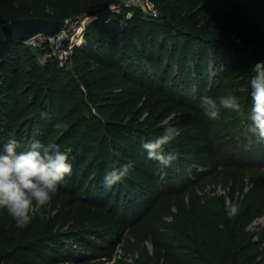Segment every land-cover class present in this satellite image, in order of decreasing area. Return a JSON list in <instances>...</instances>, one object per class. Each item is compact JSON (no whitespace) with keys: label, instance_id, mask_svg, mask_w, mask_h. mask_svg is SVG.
Segmentation results:
<instances>
[{"label":"trees","instance_id":"1","mask_svg":"<svg viewBox=\"0 0 264 264\" xmlns=\"http://www.w3.org/2000/svg\"><path fill=\"white\" fill-rule=\"evenodd\" d=\"M111 1L76 2L75 12L97 17L88 26L93 32H85L71 56L73 63L81 62L95 75L90 80L56 59H49L43 71L33 65L28 68L30 47L24 41L0 37V147L15 139L22 151L39 140L70 150L72 163L71 175L43 210L44 219L38 214L20 229L0 209V264H93L110 256L123 233L135 228L153 236L157 254L170 253L173 242L160 237L154 216L174 204L200 217L209 205L196 196L186 204L189 179L182 174L195 162L201 171L203 165L209 171L220 161L209 120L195 102L202 98L207 79L211 76L219 93L225 88L233 93L240 84L231 82L239 70L244 72V110H250L253 69L264 62V22L251 13L250 0H152L157 18L127 7L111 17ZM45 2L0 0V25L20 17L54 18L46 13ZM66 18V13L60 17ZM235 30L239 41L233 37ZM178 78L192 79L202 89L191 94L190 88L176 87ZM170 116L171 126L182 127L172 143L190 146L193 149L188 152L198 151V156H187L184 148L167 145L165 152L175 153L177 159L164 167L147 157L142 144L161 135L169 126L162 122ZM57 123L63 127L56 128ZM128 162L134 165L130 174L111 189L105 188V173L114 163ZM198 166H194L196 172ZM162 169L167 172L164 177ZM234 180L233 185H243V179ZM236 204L239 210L232 218L222 204L211 212L217 218L206 220L215 236L222 231L214 221L222 222L234 260L239 249L259 247L249 239L246 227L257 213L264 212V184L255 183ZM207 210L205 214L210 213ZM184 225L192 231L191 224ZM256 258L251 252L242 263ZM172 263L192 264V260L175 257Z\"/></svg>","mask_w":264,"mask_h":264},{"label":"rangeland","instance_id":"2","mask_svg":"<svg viewBox=\"0 0 264 264\" xmlns=\"http://www.w3.org/2000/svg\"><path fill=\"white\" fill-rule=\"evenodd\" d=\"M147 1L112 0L108 4L110 16L112 15L111 13L121 12L124 7H127L131 10L139 9L147 16L157 18L159 14L155 16L153 10L147 5ZM76 2L77 0H46L43 5L46 13L55 19H60L63 13L68 14V18L66 19L69 22L65 29L67 33L66 45L70 44L75 46L76 44H81L85 32L87 30L93 32V29L88 26L97 18L86 12H75ZM250 4L252 6L250 9L251 13L255 14L257 20L264 22V0H250ZM111 17H108V20ZM1 25L0 37H3ZM236 32L237 30L234 31L233 37L239 41L241 37L240 35H236ZM167 44L168 46L171 44V39H169ZM27 46L30 47L28 68L30 65H33L37 70L43 71L49 59H56L60 63V60L56 56L48 55L44 46ZM39 49H41V52H39ZM72 54L73 51L66 56L67 58L60 65L72 69L77 76L84 80L93 79L95 75L89 73L90 69H84L81 62L78 64L73 63ZM172 72H175L174 69ZM236 75L231 83L236 82L240 85L232 91H234V95L239 98L244 107L247 90L245 87V83L247 82L245 81L246 74L239 70ZM170 79L172 81L174 79L173 76ZM180 84L182 85L180 86ZM182 86L190 88V93L194 94L196 88L201 85L199 86L197 82L194 83L192 79L191 81H184L178 78L176 80V87L181 88ZM200 88L202 89V86ZM203 93L202 97L209 96L214 99H218L223 94H233L228 93L226 88L219 93L216 90V83L212 86L211 76L207 79ZM200 101H195L199 107ZM92 110L95 113L99 112L96 108H92ZM144 117L145 115L142 116V119ZM172 117L166 118L162 124L171 126L173 123ZM209 124L215 152L220 160L219 165L213 163L210 166L211 171H208L207 165H203L205 170L201 171L197 162H195L193 165L185 167L184 172L186 173L182 174V176L186 174L187 179H189L186 184L187 191L184 199L186 204L191 196H196L204 206L205 204L209 205L200 211V217H197L193 213L191 214V212L187 214L184 209L178 208L172 201L171 204L173 205L171 207H167L161 214L155 215L153 218V224H158L159 226L158 231L161 233L160 237L163 239L166 237V241L173 242L170 253H164L163 255L157 254L155 244L152 240L153 236L150 233H144L143 230L135 228L134 231H125L123 233L120 241L114 246L110 256L93 261V264H98L99 262H102V264H173L172 258L175 257H186L188 260H192V264H234L235 262L241 264L244 257L251 252H255L257 258L251 263L244 264H264V240L262 239L264 232V212L257 213L246 227L249 239L252 242L259 243V247L255 251H251V249L250 251L248 249L242 251L239 249V257L237 260L233 259L234 250L230 245L227 234H225L226 232H224L222 222L214 221L215 226H219L217 230L220 229L222 231L218 232L219 236L216 234L217 237L213 229L209 230L206 227L207 218L212 219L211 217H213V220L217 218L211 212L215 213L222 204L228 208L231 204L236 203L238 199L241 200L242 195L248 192L255 183L258 187L262 183L264 184V145L255 143V137L247 131L246 122L235 113L222 110L220 118L217 120H209ZM172 127H175L178 132L182 131L181 126ZM169 146L176 147V149L184 148V154H187V156H193L194 158L198 156V151L197 153L196 151H192V154H190L188 151L193 148L190 146L182 147L180 146V142H171ZM240 164H245L249 167L246 166L245 168L244 166H240ZM194 166H198L197 168L200 169L199 172L194 170ZM162 171V177H164L167 172L164 169ZM234 178L243 179V185L237 181L238 184L236 186L233 185ZM172 179H175V177ZM204 209L207 212L209 211L210 215L205 214ZM187 223L192 225V231L185 227L184 224ZM187 235L189 239H184L183 237Z\"/></svg>","mask_w":264,"mask_h":264},{"label":"clouds","instance_id":"3","mask_svg":"<svg viewBox=\"0 0 264 264\" xmlns=\"http://www.w3.org/2000/svg\"><path fill=\"white\" fill-rule=\"evenodd\" d=\"M250 80L251 107L246 113L239 98L234 94L222 95L218 99L201 98L200 107L209 120H217L222 110L235 113L246 122L247 131L255 137V143L264 145V62H258ZM56 128L63 125L57 123ZM179 135L175 127L167 126L161 135L142 144L147 157L164 167L177 159L173 152H165ZM19 143L9 139L0 147V209L6 210L17 228H26L39 214L44 219L53 197L59 192L66 177L72 173L70 150H62L57 144L33 141L27 150H18ZM133 162L116 164L105 173L103 185L111 189L133 170ZM239 205L231 204L227 216L238 213Z\"/></svg>","mask_w":264,"mask_h":264},{"label":"water","instance_id":"4","mask_svg":"<svg viewBox=\"0 0 264 264\" xmlns=\"http://www.w3.org/2000/svg\"><path fill=\"white\" fill-rule=\"evenodd\" d=\"M68 22V19L20 17L3 23L1 31L5 40L25 41L39 34L55 36L66 29Z\"/></svg>","mask_w":264,"mask_h":264},{"label":"built area","instance_id":"5","mask_svg":"<svg viewBox=\"0 0 264 264\" xmlns=\"http://www.w3.org/2000/svg\"><path fill=\"white\" fill-rule=\"evenodd\" d=\"M147 5L149 6L150 9L153 10L155 16L159 14L155 6V3L152 0H148ZM66 37H67V33L66 30H64L55 36L39 34L25 40L24 42L27 45H35L36 47L44 46L46 48L48 55L56 56L60 60V64H62L67 58L66 56L73 51V47H74V45L65 44Z\"/></svg>","mask_w":264,"mask_h":264}]
</instances>
